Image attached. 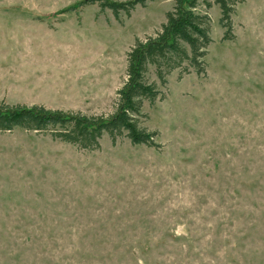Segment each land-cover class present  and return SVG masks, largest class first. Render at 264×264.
I'll use <instances>...</instances> for the list:
<instances>
[{"label":"rangeland","instance_id":"rangeland-1","mask_svg":"<svg viewBox=\"0 0 264 264\" xmlns=\"http://www.w3.org/2000/svg\"><path fill=\"white\" fill-rule=\"evenodd\" d=\"M80 1L0 0V101L114 112L128 51L174 1ZM210 2L205 72L147 75L154 146L0 132V264H264V0L236 5L228 40Z\"/></svg>","mask_w":264,"mask_h":264},{"label":"trees","instance_id":"trees-1","mask_svg":"<svg viewBox=\"0 0 264 264\" xmlns=\"http://www.w3.org/2000/svg\"><path fill=\"white\" fill-rule=\"evenodd\" d=\"M156 0H82L77 6L97 4L115 16L130 14L137 6ZM173 8L166 12L161 29L144 40L137 39L127 53V78L117 91L116 107L109 115H86L81 112L51 109L43 105L8 104L0 101V132L15 129L50 135L53 139L70 143L84 150L100 148L101 139L108 134L113 143L127 137L132 144L154 146L156 132L140 126L144 100L154 102L160 91L147 75L153 68L161 84L175 70L202 74L206 70V56L212 42L211 18L200 6H212L210 0H173ZM243 0H215L220 7V25L225 29L224 40L230 39L232 15ZM76 6L66 9L73 10Z\"/></svg>","mask_w":264,"mask_h":264}]
</instances>
